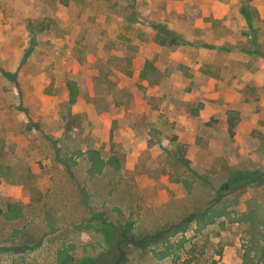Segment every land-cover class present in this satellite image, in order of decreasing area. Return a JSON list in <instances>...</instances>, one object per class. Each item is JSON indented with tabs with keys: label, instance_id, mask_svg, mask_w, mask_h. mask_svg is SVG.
Returning <instances> with one entry per match:
<instances>
[{
	"label": "rangeland",
	"instance_id": "374dc122",
	"mask_svg": "<svg viewBox=\"0 0 264 264\" xmlns=\"http://www.w3.org/2000/svg\"><path fill=\"white\" fill-rule=\"evenodd\" d=\"M212 2L0 0V264H264V0Z\"/></svg>",
	"mask_w": 264,
	"mask_h": 264
},
{
	"label": "trees",
	"instance_id": "16d2710c",
	"mask_svg": "<svg viewBox=\"0 0 264 264\" xmlns=\"http://www.w3.org/2000/svg\"><path fill=\"white\" fill-rule=\"evenodd\" d=\"M145 64L147 66L153 68L150 61H146ZM66 88L68 91V100L72 104L76 101L77 96H78L77 84L74 80L67 79L66 80ZM238 120H239V117L235 113H232L231 115L227 116L226 119L212 118L206 122V125L215 126V127L225 129V130H227L228 134L230 136H232L235 133V128H236V125L238 123ZM0 214H1V209H0ZM191 216L189 218H191ZM163 232L164 231H162V230L157 231L154 234H148V235H145L141 238H136L134 236H131L125 240L134 246H142L146 242L147 239L159 238L163 234ZM121 243H122V241H118L117 245H116L117 258L115 260V264H120L123 260H125V251H124V248L122 247Z\"/></svg>",
	"mask_w": 264,
	"mask_h": 264
},
{
	"label": "crops",
	"instance_id": "0c3cea01",
	"mask_svg": "<svg viewBox=\"0 0 264 264\" xmlns=\"http://www.w3.org/2000/svg\"><path fill=\"white\" fill-rule=\"evenodd\" d=\"M181 0H176V3L178 2V4L180 3ZM187 2V1H186ZM177 4V5H178ZM207 3L203 4L202 7H204ZM209 5V3H208ZM211 7L207 10V16L208 15H213L214 17H221L224 13H225V7L224 9H222V5L218 2H216V0H214V2L210 3ZM222 9L221 11H219L218 9ZM204 16H205V13H204Z\"/></svg>",
	"mask_w": 264,
	"mask_h": 264
}]
</instances>
